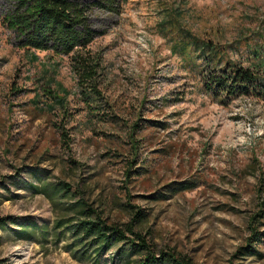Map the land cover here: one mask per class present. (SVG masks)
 <instances>
[{
    "label": "rangeland",
    "instance_id": "rangeland-1",
    "mask_svg": "<svg viewBox=\"0 0 264 264\" xmlns=\"http://www.w3.org/2000/svg\"><path fill=\"white\" fill-rule=\"evenodd\" d=\"M81 1L102 3L91 11L100 33L63 55L21 46L0 0V217L10 218L0 264L138 258L112 248L77 260L75 238L54 236L66 211L33 189L60 181L111 221H129L128 204L142 208L157 251L192 264H264V234L261 257L239 252L264 214V95L209 85L227 63L264 58V0ZM81 57L98 64L89 81L75 71ZM23 223L50 233L21 239Z\"/></svg>",
    "mask_w": 264,
    "mask_h": 264
},
{
    "label": "trees",
    "instance_id": "trees-1",
    "mask_svg": "<svg viewBox=\"0 0 264 264\" xmlns=\"http://www.w3.org/2000/svg\"><path fill=\"white\" fill-rule=\"evenodd\" d=\"M5 5L9 26L16 34L18 43L23 47L35 50H48L57 54L69 55L79 49H86L100 33L92 24L91 11L101 2L85 4L81 0H1ZM105 5V4H104ZM103 5V6H104ZM109 10L113 8L109 7ZM259 53H255V55ZM33 58H37L35 55ZM97 63L86 58H77L75 71L85 80H90L97 73ZM264 58L261 56L259 65L243 66L238 63H227L219 74L210 80V89L216 94L259 96L264 95ZM61 100V99H60ZM142 120V118H139ZM138 121L131 135L139 133ZM141 139L134 138L132 150L138 154ZM133 160L129 161L132 164ZM128 180L132 170L127 169ZM194 186L184 185L182 190ZM35 193L43 194L53 206H61L66 211L62 219L53 225L54 236L61 239L67 232L74 238L77 249L72 251L79 261L92 257L99 258L105 252L116 248L119 252L131 251L138 255L133 264H192L185 256L174 251H157L149 238L150 232L144 233L143 226L147 213L142 208L128 204L131 218L121 223L111 221L89 203L79 188H73L72 183L44 182L34 186ZM130 197V195H128ZM264 211V210H262ZM264 213V212H263ZM259 217L261 218L259 220ZM9 217H0V230L9 225ZM250 231L251 240L240 247L243 256H258L262 243L263 231L258 229L264 225V214H256L252 218ZM16 233L19 238L31 240L35 234L48 236V226H38L36 223H23ZM33 227V228H32Z\"/></svg>",
    "mask_w": 264,
    "mask_h": 264
}]
</instances>
